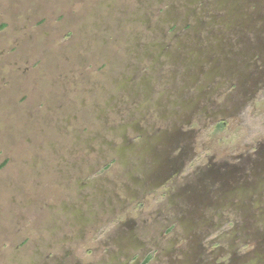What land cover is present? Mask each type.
Here are the masks:
<instances>
[{"label": "rangeland", "instance_id": "374dc122", "mask_svg": "<svg viewBox=\"0 0 264 264\" xmlns=\"http://www.w3.org/2000/svg\"><path fill=\"white\" fill-rule=\"evenodd\" d=\"M0 264H264V0H0Z\"/></svg>", "mask_w": 264, "mask_h": 264}, {"label": "trees", "instance_id": "16d2710c", "mask_svg": "<svg viewBox=\"0 0 264 264\" xmlns=\"http://www.w3.org/2000/svg\"><path fill=\"white\" fill-rule=\"evenodd\" d=\"M223 127H224V123H223V122H218V123H216V124L214 125V129H215L216 131L221 130ZM149 260H150V257L148 256V257L145 258L144 263H147Z\"/></svg>", "mask_w": 264, "mask_h": 264}, {"label": "flooded vegetation", "instance_id": "af4514ba", "mask_svg": "<svg viewBox=\"0 0 264 264\" xmlns=\"http://www.w3.org/2000/svg\"><path fill=\"white\" fill-rule=\"evenodd\" d=\"M51 114V113H50Z\"/></svg>", "mask_w": 264, "mask_h": 264}]
</instances>
